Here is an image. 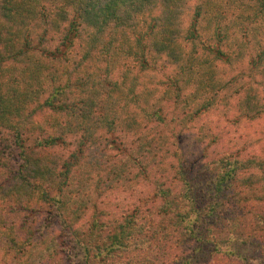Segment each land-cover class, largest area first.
<instances>
[{
    "label": "trees",
    "instance_id": "obj_1",
    "mask_svg": "<svg viewBox=\"0 0 264 264\" xmlns=\"http://www.w3.org/2000/svg\"><path fill=\"white\" fill-rule=\"evenodd\" d=\"M0 264H264V0H0Z\"/></svg>",
    "mask_w": 264,
    "mask_h": 264
},
{
    "label": "rangeland",
    "instance_id": "obj_2",
    "mask_svg": "<svg viewBox=\"0 0 264 264\" xmlns=\"http://www.w3.org/2000/svg\"><path fill=\"white\" fill-rule=\"evenodd\" d=\"M222 121L219 116L215 117L213 115H204L201 119V124H204L209 127L215 125V121ZM204 127V126H203ZM225 127V128H224ZM248 128L240 127L239 132L245 133L247 137L253 133V127L247 125ZM224 128V129H223ZM228 126L222 123L218 125V128L214 129V131L218 134V136L223 139L225 136V132L228 130ZM234 132V128L228 131V134H232ZM188 143V139H185L184 142ZM153 195V187L148 185L147 183H141L136 186L132 190L126 189H116L112 192H109L106 197L103 198V203L106 206L112 207L115 211H125V209H131L133 205H137V203H144L147 199H150ZM158 200L155 202L157 203Z\"/></svg>",
    "mask_w": 264,
    "mask_h": 264
}]
</instances>
